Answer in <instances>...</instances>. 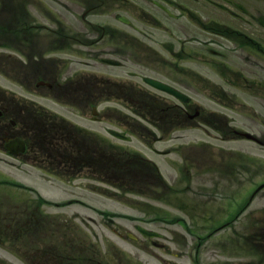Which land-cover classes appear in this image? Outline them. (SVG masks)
I'll return each instance as SVG.
<instances>
[{"label":"flooded vegetation","instance_id":"flooded-vegetation-1","mask_svg":"<svg viewBox=\"0 0 264 264\" xmlns=\"http://www.w3.org/2000/svg\"><path fill=\"white\" fill-rule=\"evenodd\" d=\"M108 6L127 10L132 17L137 15V22L158 27L162 32L161 35L142 33L135 24H129V27L136 33H117L112 27L102 29L101 36L108 35L113 46L117 42L114 46L116 56L120 55L126 61L132 56L125 48H137L132 43L162 36L159 49L145 46L144 52L158 57V68L151 65L155 59L143 64L152 74H146L142 69H128L121 62L113 68L127 69L121 70L122 75L80 73L73 78L65 77L66 61L55 59L54 53L61 52L70 41L68 27L55 22L47 7L38 6L32 0H0V47L4 48L0 54L1 65L18 72V78L14 79L12 74L8 78L38 98L66 108L75 117L82 118L96 109L97 120L92 121L90 117L92 122L100 124V128L102 123L111 124L113 129L128 137L136 136L156 154L160 151L155 144L166 135L180 140V134L175 133L182 129L205 133L211 140L204 145L206 153L198 151L203 146L200 144L202 146H195L192 155L197 165L203 164L204 160L207 174L204 239L209 249L208 264H264V115L244 102L245 96L248 99L252 96L264 106V0H96L95 4L86 6V13ZM191 9L204 10L206 23L216 26L210 33L213 39L208 43L211 46L208 67L224 85L232 88L227 90L219 83L206 80V98L233 115L213 108L203 113L190 94L192 89L197 95L196 76L193 71H184L182 41L174 33H166L169 31L166 24L169 20L174 31V27L184 24L206 25L190 12ZM151 10L159 11L160 17H154ZM82 20L87 22L85 17ZM22 71L25 72L20 73ZM26 71L30 74L28 79ZM145 78L190 94V99L182 103L149 86ZM187 84L190 88L184 86ZM7 96L0 89V151L5 152V144L19 138L25 144L24 153L13 157L19 163H29L48 171L80 167L75 160H70L71 152L79 153L85 149L80 133L70 135L60 124L49 144L50 139L38 128L49 124L50 119L33 120L32 126L37 128L33 134L28 132V126L15 121L25 118L22 104L38 110L43 107L32 100ZM245 106L257 115L260 127H263L253 131L254 140L239 135L241 128L234 118L235 112L244 113ZM109 110L113 113L112 118L105 116ZM47 116L56 117L63 123L67 121L55 113L49 112ZM93 136L95 140L88 146L94 148L99 162L103 147L115 146L101 131L94 132ZM243 142L252 144L248 152L240 145ZM173 148L164 150L166 155L179 152L181 144ZM201 238L196 235L197 247Z\"/></svg>","mask_w":264,"mask_h":264},{"label":"rangeland","instance_id":"rangeland-1","mask_svg":"<svg viewBox=\"0 0 264 264\" xmlns=\"http://www.w3.org/2000/svg\"><path fill=\"white\" fill-rule=\"evenodd\" d=\"M32 1L38 6L47 7L55 22H62L69 29L70 41L64 49L62 48L61 52L54 53L55 59L60 58L66 61L63 71L65 77L73 78L80 73H100L112 77L117 74L122 75V71L127 70L101 65L98 60L104 57L120 60L123 62V67L126 66L128 69L136 71L142 69L146 74H152L143 67L146 61L150 62L155 59L156 61H152L151 65L159 67L158 57L144 52V50L146 45L159 49V40L162 39V36L151 41L132 43L137 48L134 50L125 48L132 56L127 58V61L120 55L116 56L114 46L117 45V42L113 46L108 35L101 36L100 27H114L117 33H136L134 30L131 32L130 27L116 21L115 17L120 14L132 18V22L142 33L160 34L156 28L146 23L137 22V15L132 17L129 11L116 6L98 7L89 15L85 14L86 22L81 18L82 13L85 12L87 5L95 4L96 0ZM195 14L202 17L200 11H195ZM39 20L46 24L40 17ZM167 28L169 29V27ZM171 28V33L180 34L181 37H178L184 41L187 32L183 27L177 28L175 31ZM209 28L197 30L193 27L196 38L190 39V43H184L182 47L185 51L184 55L189 47H191V51L197 53H191V59L182 60L181 65L184 67V71H193L196 76L197 95H194L192 89V93H189L195 97L196 103L203 113L213 108L215 111L233 115L230 110L214 105L204 96L203 88H205L206 80L222 83L217 75L210 73L211 70L208 67L210 59L206 49L209 47L208 43L213 39L205 32ZM78 35H83V37ZM77 37L82 42L75 43ZM87 41L90 44L84 45L83 43ZM219 41L225 44L223 40ZM3 50L4 48L0 47V54L3 53ZM200 50H203L204 56L206 53L205 57L198 54ZM150 68L153 71V67ZM0 72L6 77L12 74L14 79L18 78L15 68L5 69L1 65V58ZM26 74L27 79L30 78L27 71ZM184 86L189 87V84ZM224 88L226 87L224 86ZM0 89L4 90L9 98L22 97L35 101L47 110L56 112L82 127L92 129V131H95L96 128L106 137L104 129L102 132L103 123L100 128V124L89 122L88 116L80 120L67 112L66 108H57L47 100L25 93L22 88L1 74ZM245 97L246 105L255 108L257 112L264 115V106L262 107V103L258 99L252 96L249 97L250 99ZM141 110L144 112L143 109ZM123 111L126 110L123 109ZM243 112L234 113L236 125L242 130L253 133L254 130L263 128L260 127L258 117L253 111L249 112L245 106ZM105 116L112 118L113 113L109 110ZM177 134H180L181 151L172 152L165 157L159 156V159L156 160L160 174L168 186L157 185L156 180L150 177L147 182L141 177L135 181L130 175L124 182L125 184L112 186V182L100 171L103 169L101 166L107 163V157L104 158L101 166L85 170L74 180L64 179L65 182H58L55 178L49 179L45 171L21 164L13 159L10 160L0 151V264H23L18 256L26 258L31 264H195L193 254L195 239L189 231L192 226L195 231H198L199 225H202L201 220L198 223L195 222L193 215L196 209L203 211L207 205L206 194L208 191L205 166L195 164L191 154V148L194 149L191 143H206L208 139L200 131L193 132L182 129L175 133V135ZM111 141L114 142V140ZM179 141L173 135H166L161 142L155 144V147L159 150L168 149L176 146ZM118 144L124 146L127 151L152 159V154L137 139L129 144L120 142ZM105 154L112 155L114 153ZM93 157L96 160L95 153L90 152V162L93 161ZM132 158V154H118L112 165L124 164ZM160 160L163 164L160 163ZM13 162L15 165L11 164ZM107 168L109 169L110 166ZM127 170L139 176L148 172L135 164L129 165ZM109 175L107 174V176ZM15 184L21 185V188L14 186ZM40 196L46 201V204L39 203L38 197ZM196 203L200 204L203 209L198 208ZM204 212L206 214V211ZM201 216L199 213L197 217ZM174 218L183 220L186 227L180 225L181 222L169 223ZM193 222L195 223L193 224ZM135 225L160 233L162 238L159 240L147 239L135 230ZM128 233L134 235L136 240L128 239L126 237ZM23 236H26V239ZM151 241L163 244L164 248H154ZM202 243L198 249L197 263L208 264L209 249H207V243L204 241ZM32 251L35 252V256L38 255L33 260ZM216 259L220 260L218 257Z\"/></svg>","mask_w":264,"mask_h":264},{"label":"water","instance_id":"water-1","mask_svg":"<svg viewBox=\"0 0 264 264\" xmlns=\"http://www.w3.org/2000/svg\"><path fill=\"white\" fill-rule=\"evenodd\" d=\"M105 62H111V61H109V60H105ZM154 85L157 86V87H159V88H161V89H163V90H166V91H168V92H171V93H173V94H176V93H174L173 91H171L170 89H168L167 87L160 86V85H158L157 83H154ZM176 95L180 97V95H178V94H176ZM13 146H15V144H13ZM137 230H138L141 234H143V235H145V236H148V237H157V236H159L157 233L147 231V230H145V229H143V228H141V227H137Z\"/></svg>","mask_w":264,"mask_h":264},{"label":"trees","instance_id":"trees-1","mask_svg":"<svg viewBox=\"0 0 264 264\" xmlns=\"http://www.w3.org/2000/svg\"><path fill=\"white\" fill-rule=\"evenodd\" d=\"M115 160H116V158H114L113 160L111 159L110 162H107V163L103 164V166H104V167L111 166V162H113V161H115ZM130 163H131V164H135V165H137V166H141V162H140L139 160L135 159V158H132V159L130 160ZM119 173H121L122 176L127 174V172H126L125 170H123V169H121V171H120Z\"/></svg>","mask_w":264,"mask_h":264}]
</instances>
